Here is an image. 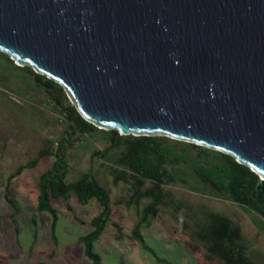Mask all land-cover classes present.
Segmentation results:
<instances>
[{"label":"water","instance_id":"1","mask_svg":"<svg viewBox=\"0 0 264 264\" xmlns=\"http://www.w3.org/2000/svg\"><path fill=\"white\" fill-rule=\"evenodd\" d=\"M0 53L96 129L232 157L264 203V0H0Z\"/></svg>","mask_w":264,"mask_h":264},{"label":"rangeland","instance_id":"2","mask_svg":"<svg viewBox=\"0 0 264 264\" xmlns=\"http://www.w3.org/2000/svg\"><path fill=\"white\" fill-rule=\"evenodd\" d=\"M4 55L0 53V264L89 263L79 238L92 229L91 221L100 211L98 202L80 204L71 194L65 200H51L57 218L52 235L49 214L36 210L38 178L54 161L60 137L69 141L63 150L64 182H75L88 172L108 195V220L92 243L101 264H221L205 259L202 243L195 237L209 213L235 224L247 245V260L264 264V218L210 188L191 169L162 187L182 209L175 213L159 206L140 223L139 234L154 255L144 250L131 231L149 199L134 204L130 181L116 178L123 170L116 162L118 150H106L108 138L100 131L81 135L67 128L62 109L36 83L29 67L17 68ZM40 151L45 154L38 156ZM26 164L31 166L9 178ZM184 168L185 164L177 166Z\"/></svg>","mask_w":264,"mask_h":264},{"label":"trees","instance_id":"3","mask_svg":"<svg viewBox=\"0 0 264 264\" xmlns=\"http://www.w3.org/2000/svg\"><path fill=\"white\" fill-rule=\"evenodd\" d=\"M5 58L12 64L7 56ZM28 70L32 73L29 68ZM33 75L36 83L48 92L53 104L62 109L67 128L81 135L100 131L108 138L106 150H118L116 162L123 170L117 174L116 178L124 182L130 181V200L133 199L134 204L143 198L149 199L140 211L139 221L133 227L131 235L144 250L152 255H154L153 252L144 244L138 228L148 216H153L157 212L159 206L169 207L175 213L182 209L183 205L175 202L168 195V191L162 187L172 183L178 174L182 177L186 169H191L192 174L200 181L222 193L224 197L264 218V203L257 201L253 193L256 175L247 167L237 164L232 157L162 136H120L115 130H98L80 118L67 101L61 87L43 76L34 73ZM62 100L66 101L64 106L61 105ZM68 145L69 141L63 137L58 139L53 154L54 161L38 178L36 210L49 214L52 235L57 218L50 205L51 200H65L71 194L80 204H86L92 199L98 202L100 211L91 221L92 229L79 240L83 246V254L89 261L88 264H101L99 256L92 251V243L101 234L108 220V195L88 172L83 173L75 182H64L66 163L63 150ZM44 150L50 155L47 149ZM191 150L195 151L194 155H190ZM45 152L40 151L38 156H42ZM182 164H185V168L177 170V166ZM28 166L31 164L17 167L9 178ZM143 185L145 186L141 189ZM259 188L264 192V183ZM7 202L12 205L10 201ZM195 237L202 243L205 259L209 261H217L221 264H252L244 255L247 245L242 241L239 228L218 213L208 214L206 223L198 227Z\"/></svg>","mask_w":264,"mask_h":264}]
</instances>
